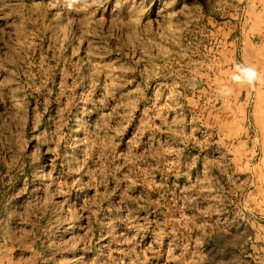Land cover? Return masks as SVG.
<instances>
[{"label":"rangeland","instance_id":"374dc122","mask_svg":"<svg viewBox=\"0 0 264 264\" xmlns=\"http://www.w3.org/2000/svg\"><path fill=\"white\" fill-rule=\"evenodd\" d=\"M0 264H264V0H0Z\"/></svg>","mask_w":264,"mask_h":264},{"label":"clouds","instance_id":"9594fccd","mask_svg":"<svg viewBox=\"0 0 264 264\" xmlns=\"http://www.w3.org/2000/svg\"><path fill=\"white\" fill-rule=\"evenodd\" d=\"M67 6L72 7L74 3L79 2V0H66ZM237 70L240 74L234 75L232 79L240 84L255 85L259 79L258 73L255 68L244 67L242 65H237ZM221 95H230V91L225 90L221 92Z\"/></svg>","mask_w":264,"mask_h":264}]
</instances>
